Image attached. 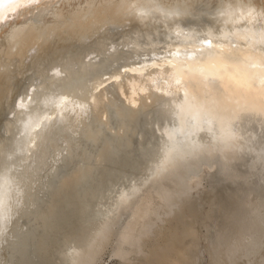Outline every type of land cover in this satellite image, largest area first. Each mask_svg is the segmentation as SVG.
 <instances>
[{
    "label": "bare ground",
    "instance_id": "6f19581e",
    "mask_svg": "<svg viewBox=\"0 0 264 264\" xmlns=\"http://www.w3.org/2000/svg\"><path fill=\"white\" fill-rule=\"evenodd\" d=\"M203 218L264 264V0H0V264H197Z\"/></svg>",
    "mask_w": 264,
    "mask_h": 264
},
{
    "label": "rangeland",
    "instance_id": "374dc122",
    "mask_svg": "<svg viewBox=\"0 0 264 264\" xmlns=\"http://www.w3.org/2000/svg\"><path fill=\"white\" fill-rule=\"evenodd\" d=\"M205 173H206V169L203 168L201 170L200 174L202 176H204ZM206 177L204 176V180L202 181V184L199 187L200 189L198 188V191H197V189L191 191V195H190V199H191L192 202L197 201L198 204L200 202H201V204L203 203L201 205V207H200V209H202L200 213H202V217L204 216V218L207 215V212H208L209 207H210L209 205L211 203V201L208 198L209 197L208 195H210L213 192L212 188L209 185L208 177L207 178ZM204 218H203V220H201L202 219L201 218L198 221H195L194 223H195L196 226L194 225V227H193L195 229V230L194 229L193 230L196 232V233L194 232L195 233L194 235H196V236H193V237H197L198 236L197 240L199 239L198 242L196 243L197 251L195 250L197 252V254H199V257H200L199 261L197 262V264L198 263L199 264H212L213 257H212L211 254H209V250L207 248V242H206V228H207L206 224H208V223L204 222ZM202 221H203L204 224L202 223ZM162 230H164V229L161 228V231ZM189 239L191 240V238H189ZM190 240H188V241H190ZM108 252L109 251H107V250L104 251L97 258L95 264H118L119 262L117 260L109 258V256H108L109 253Z\"/></svg>",
    "mask_w": 264,
    "mask_h": 264
}]
</instances>
